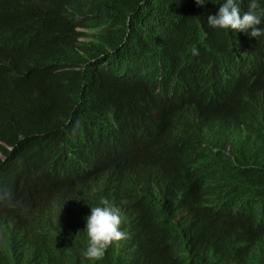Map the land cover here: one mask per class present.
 I'll return each mask as SVG.
<instances>
[{
  "label": "trees",
  "instance_id": "trees-1",
  "mask_svg": "<svg viewBox=\"0 0 264 264\" xmlns=\"http://www.w3.org/2000/svg\"><path fill=\"white\" fill-rule=\"evenodd\" d=\"M141 1L0 0V190L20 164L29 167L40 157L45 158L41 165L47 169L43 176H37L43 179V193L58 188V184L47 178L55 177L60 164H63L64 182L83 184L88 173L83 168V156L92 147L88 121L99 126L101 120L124 135L134 131V124L142 119L135 104L143 105L144 119L151 121L155 112L145 117L147 105L156 102H160L155 107L160 115L180 114L188 119L190 111L204 110L208 104L202 93L207 69L217 72L223 85L220 95L227 97L236 110L247 112L251 108L246 96L244 104L239 99L246 92L241 52L257 41L239 37L231 30L211 28L206 19L213 10L217 12L216 0L214 3L207 0L209 3L201 6L194 5V0H171L166 14L159 20L146 18L152 10L140 6ZM257 4L264 8V0H257ZM248 5L249 0H239L241 11ZM193 10L195 15L182 23ZM259 26L264 28V19ZM192 48L198 50L197 55H192ZM263 71V65H258L254 78ZM198 75H202L199 81L202 92L196 86ZM224 77L228 80L238 77L235 87L231 88L229 82L224 84ZM153 94L157 100L152 99ZM201 117L196 113V123L207 131V122ZM163 122L151 132L156 138L155 148L164 142L159 139L164 127H171L169 123L162 125ZM180 132L179 139L192 142L199 139L191 126L185 134ZM135 137L133 140L138 136ZM224 140L221 136L212 143V148L203 150L205 164ZM124 141L121 135L114 138L110 143L114 148L111 153H116L117 143ZM67 145L73 152H68ZM250 147L258 160L264 146L257 141ZM131 152L135 153V145ZM105 153L102 148L89 165L96 166L101 159L110 161ZM70 154L74 156L69 160ZM239 157L234 160L246 164L241 160L244 157L251 163L248 156ZM242 171L253 173L238 180L244 182L262 172L253 167ZM182 173L178 169L174 178L187 190L188 172ZM22 190L11 195L13 202L23 201ZM162 192L168 194L163 188ZM210 199L213 202L215 198L198 203L205 206ZM14 217L21 215L11 206V201L0 203V221ZM231 217L207 219L218 223L229 235L228 232L233 229L236 232L241 226L240 218L231 220ZM242 227L248 229L247 225ZM250 227L264 231V221L251 223Z\"/></svg>",
  "mask_w": 264,
  "mask_h": 264
},
{
  "label": "clouds",
  "instance_id": "clouds-1",
  "mask_svg": "<svg viewBox=\"0 0 264 264\" xmlns=\"http://www.w3.org/2000/svg\"><path fill=\"white\" fill-rule=\"evenodd\" d=\"M157 1L155 4L154 0H142L140 3V6L150 7L152 10L146 17L148 20L154 18L159 20L164 16L171 0H162L158 4ZM216 1L217 12L213 10L206 19L211 28L231 30L239 37L257 41L250 43L241 52L245 66L249 67L244 66L242 69L246 80V92L239 99L241 104H244L246 96L251 101V108L247 112L236 110L227 97L220 95L223 85L218 79L217 72L207 69L204 71L206 79L204 91L202 92V85L199 83L202 75L197 76L196 86L206 96L208 104L204 110L190 111L188 119L180 114L160 115L159 110L155 109L160 102H156L147 105L148 112L145 117H150L151 112H155L151 121L144 119L143 105L135 104L142 119L136 121L134 131H128L124 135L122 132H115L114 128L101 120L99 121L102 127L101 124L90 125L91 122L88 121L87 129L92 147L83 156L85 166L83 168L88 171L83 184L77 186L72 180L64 182L65 173L61 172L63 164H60L55 177L47 178L48 181L52 179L53 184H58V188L43 193L41 190L43 179L37 176H43L47 171L41 165L44 157H40L29 167L20 164L17 171L14 170L8 177L9 182L5 181L0 190V203L11 201V206L21 217L0 221V264H35L33 261L35 255L38 256L39 264H135L128 248H120L118 245V241L127 238L129 231H122L119 213L107 201L117 172L120 177L116 195L130 212L139 213L144 230L140 239L142 249L138 264H208L203 260V255L198 256L190 249L188 229L178 230L180 222L168 211V205L165 203L162 179L160 177L149 179L145 176L149 168L152 169L151 174L158 172L155 161L169 172L164 173L166 180H169L170 174L175 175L179 166L170 162L165 164L168 161L167 157L181 160L182 175L188 172L185 178L188 181L191 179L194 183L187 190L180 183H172L171 186L176 191L173 197L186 199L189 211L192 209L205 223L202 227L196 228L197 223L194 230L198 235L195 238L197 241L193 243L202 247L201 254L204 252L215 255L217 250H220L226 264H264V231L250 227L251 223L264 221V164L261 162H264V152L256 160L254 157L256 153L254 154L250 147L257 141L264 146V71L254 78L258 65H263L264 70V28L259 26L264 19V8L258 6L257 0H249L248 8H243L242 11L239 0ZM192 3L201 6L209 2L194 0ZM193 15L194 10L185 15L182 23ZM178 18L180 19V16ZM191 53L197 55L198 50L192 48ZM255 67L256 70L253 72ZM237 78L232 77L228 80L224 77L222 82L232 83L230 86L234 88ZM152 99L157 100L155 94ZM196 113L199 116L201 114L207 122V131L196 123ZM165 117L167 121L162 125L169 123L171 129L165 126L159 139H175L181 144V149L172 144L173 142H170L172 145H165L164 149L158 145L155 148L156 138L151 132L165 120ZM153 126L150 131V127ZM189 126L195 129L199 137L195 142L179 139L181 132H175L182 129L185 134ZM120 135L126 141L117 143L118 151L111 153L114 148L110 143ZM135 136L138 137L133 140ZM221 136L225 137L226 142H223L218 150H214L208 164L200 157L192 155L191 151L212 148L214 146L212 143L218 142ZM125 142L129 143V146H126ZM133 145L135 153L131 152ZM67 146L68 152H73L72 148ZM237 147H241L242 150L238 151ZM102 148L111 160L105 162V159H101L96 166L89 165ZM189 154L191 158L187 157ZM73 156L74 154L68 155V159ZM153 156L155 158L150 166ZM239 156H248L251 163L242 157L241 160L244 163L246 161V164H240L234 160L240 159ZM252 167L261 169L262 172L245 182L238 181L243 176L252 174L250 171H242ZM90 180H94V184L93 181L88 182ZM214 185L217 191L204 199L203 186L207 189ZM18 188L23 189L21 203L13 202L11 198V195L21 190ZM208 198L215 199L205 206L198 203ZM180 205L181 201H178L177 208ZM75 209L79 213H75ZM223 211L232 216L231 220L241 219L240 228L236 232L234 229L228 232L229 235L225 234L218 223L207 219L208 214L215 219ZM179 216L183 219L186 217L182 208ZM16 221L22 225L26 244L30 247L22 258L18 256L15 248ZM80 221L83 225H80ZM243 225H247L248 229H243Z\"/></svg>",
  "mask_w": 264,
  "mask_h": 264
},
{
  "label": "bare ground",
  "instance_id": "bare-ground-1",
  "mask_svg": "<svg viewBox=\"0 0 264 264\" xmlns=\"http://www.w3.org/2000/svg\"><path fill=\"white\" fill-rule=\"evenodd\" d=\"M197 123H198V121H197ZM170 129H171V127H170ZM180 131H182L184 133V131L182 129H180L179 131L176 130L175 132L179 133ZM168 140H172V139H166V141L164 140V142L162 143L160 148L164 149L165 145H167V144L172 145V144H175L177 142V141H175L171 144L170 142H172V141H168ZM191 152H192L193 156H197V157H200L201 159H203V151H191ZM157 154H158V152L156 153V156H157ZM187 157L191 158L190 154ZM154 158L155 157L153 156V158L150 162V166H151V163L154 160ZM81 162H83V161H81ZM155 164H156V167H159V164H157L156 161H155ZM80 165H81V163L76 165L75 169L79 168ZM159 170H160L159 172L169 173L165 170V168L163 166L162 167L160 166ZM255 172L256 171H254V173ZM116 175L117 176L115 177V179L113 181V184H112L111 190L109 192V197H108L107 201L113 207H115L117 209L119 216H120V219H121L122 231H126V230L129 231L127 233V238L126 239L123 238L120 241H118V245L120 248H128L129 255H131V258L133 259L135 264H138L139 263V256H140L141 249H142V241H140V239L144 233L143 226L141 224V217H140L138 212H133V213L130 212L127 209V207L124 206V204L121 201V199L119 198V196L116 195L117 182H118V179L120 177V174L117 172ZM168 178H169V180H164V179L161 180L162 188L168 190V194H165L162 192L163 195L166 197L165 203H166V205H168V211L180 222L178 230H183L185 228H186V230L188 229L187 232H188V235L190 238V241H189L190 242L189 243L190 249H192L195 252V254L198 256L203 255V260H205L208 264H217L220 262H221L220 264H226L225 261H222V260H224V258L222 256L223 254L220 252V250H217L215 255H209V254H206L204 252H203V254H201L200 249H202V247L194 245L193 241H197L195 238L198 235V233H195V231H194L195 226L198 223V226L196 228H200L203 226V222L201 221V217L198 214H196L192 209H190V211H189V203L186 200H183V199L181 200V199H178L177 197H173V195L176 194V191H174V188L171 186L172 185V179H170V175ZM92 181L94 184V180H90L88 182H92ZM1 183H2V181H1ZM196 183L198 184V181H196ZM189 184L191 186H193V184H194L191 179L189 181ZM212 191H214V192L217 191L216 185L209 187L207 189H205V187L203 186V197H204V199L207 198V196L210 194V192L212 193ZM206 192H209V193L206 194ZM14 200H15V198H14ZM147 201H152V200H147ZM178 201H181V205L179 208H177V206H176ZM210 202H212L211 199H210ZM163 208L165 209V207H163ZM180 208L183 209L184 215L186 216L185 217L186 220L183 218H180V216H179ZM75 213H79L77 211V209H75ZM221 216H225V217L227 216V218L221 217ZM212 217L213 216H211L209 214L207 216V218H212ZM218 218L226 220V219H228V215L223 211V212H220ZM80 223H81L80 225H83L82 221H80ZM144 223H146V222H144ZM175 225H176V222H175ZM14 230H15L14 234H15V241H16L15 248H16L18 256L20 258H22L23 256L26 255L25 253L28 252V248H30V247L26 244L25 235L23 233V227L18 221H16V223H14ZM153 235H155V234H153ZM196 250L199 251V253H197ZM121 255H122V253H121ZM121 255L119 257L122 258ZM215 258L218 259V261H216ZM33 261L35 264H39V259H38L37 255H35L33 257Z\"/></svg>",
  "mask_w": 264,
  "mask_h": 264
},
{
  "label": "water",
  "instance_id": "water-1",
  "mask_svg": "<svg viewBox=\"0 0 264 264\" xmlns=\"http://www.w3.org/2000/svg\"><path fill=\"white\" fill-rule=\"evenodd\" d=\"M164 121H167V120H166V117H165V120H164ZM161 140H165V141H166L165 138H161ZM168 141L175 142L176 140L173 139V140H168ZM175 145H177V146L179 147V149L182 148V146H181V144H180L179 142H176ZM166 159H167L168 161H167L165 164H167L168 162H170V163H176V164L179 166V169H180V168L182 167V165H183V162H182L181 160H173V159H169V157H167ZM151 171H152L151 168H149V169L146 171L145 176H146L147 178H149V179H157V178L160 177V179H162V180H163V179L166 180V179L164 178V172H154V174H151ZM186 176H187V175H186ZM149 179H148V180H149ZM170 179H172V183H179V180L176 179V178H174V174H170ZM215 260L218 261V259H216V258H215Z\"/></svg>",
  "mask_w": 264,
  "mask_h": 264
}]
</instances>
